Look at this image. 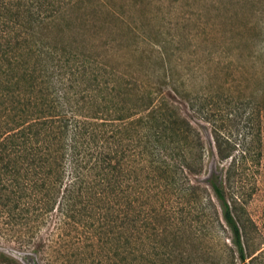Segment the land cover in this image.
Masks as SVG:
<instances>
[{"label": "trees", "instance_id": "obj_1", "mask_svg": "<svg viewBox=\"0 0 264 264\" xmlns=\"http://www.w3.org/2000/svg\"><path fill=\"white\" fill-rule=\"evenodd\" d=\"M74 4L0 0V234L39 243L37 254L73 242L89 243L94 255L98 243H115L116 256L129 248L121 264H143L136 244L146 238L145 191L157 243L160 201L189 189L196 203L198 192L207 199L209 192L232 234L230 252L248 264L253 258L235 214L247 197L246 180L260 166L264 105L235 137L226 115L206 112L218 160L227 166L203 181L207 187L188 186V175L203 173V147L175 101L72 50L62 38L51 40ZM241 121L242 115L234 125ZM0 264L21 263L0 251Z\"/></svg>", "mask_w": 264, "mask_h": 264}, {"label": "rangeland", "instance_id": "obj_2", "mask_svg": "<svg viewBox=\"0 0 264 264\" xmlns=\"http://www.w3.org/2000/svg\"><path fill=\"white\" fill-rule=\"evenodd\" d=\"M56 24L51 40L62 38L72 50L103 61L128 81L139 78L175 101L203 147V173L188 175V186L207 187L203 181L227 166L218 160L206 112L226 115L227 131L235 137L237 130L244 133L242 126L256 107L264 105V0H75ZM262 121L260 166L246 180L247 197L235 214L246 254L253 258L248 264L264 261V112ZM249 127L253 136L255 121ZM143 182L147 188L145 176ZM191 192L173 191L160 201L153 243L145 191L146 238L136 244L144 253L143 264H154L155 258L159 264H240L229 250L234 249L232 234L209 192L208 199L198 192L197 203ZM15 241L0 234V251L21 264H121L126 261L120 259L130 258L127 247L116 256L115 243H98L94 255L89 243L73 242L55 243L37 254L33 246L39 243Z\"/></svg>", "mask_w": 264, "mask_h": 264}]
</instances>
